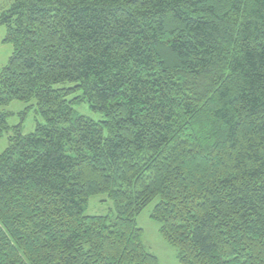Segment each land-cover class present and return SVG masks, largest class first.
<instances>
[{
	"label": "trees",
	"instance_id": "obj_1",
	"mask_svg": "<svg viewBox=\"0 0 264 264\" xmlns=\"http://www.w3.org/2000/svg\"><path fill=\"white\" fill-rule=\"evenodd\" d=\"M0 3V107L44 122L0 154V264H159L156 201L181 264H264V0Z\"/></svg>",
	"mask_w": 264,
	"mask_h": 264
},
{
	"label": "rangeland",
	"instance_id": "obj_2",
	"mask_svg": "<svg viewBox=\"0 0 264 264\" xmlns=\"http://www.w3.org/2000/svg\"><path fill=\"white\" fill-rule=\"evenodd\" d=\"M2 4L0 3V6ZM6 28L0 26V71L7 64L12 53V44L4 42ZM75 111L92 120H102L100 113L92 111L87 103L74 106ZM1 113H10L6 117L9 130L0 136V154L8 145V137L13 135L12 128L21 125L22 134L28 135L35 130L36 123H44L39 114L36 113L35 101L29 102L12 101L0 107ZM157 202V201H156ZM156 202L148 205L136 218V224L142 229V243L146 250L158 259L159 264H181L177 259L176 249L166 243L159 233L160 224L150 218V213ZM114 209L113 203L104 194L91 196L88 199L85 215L104 216Z\"/></svg>",
	"mask_w": 264,
	"mask_h": 264
}]
</instances>
